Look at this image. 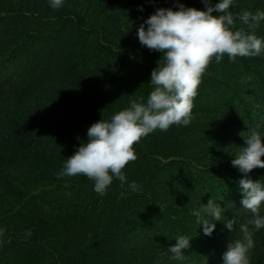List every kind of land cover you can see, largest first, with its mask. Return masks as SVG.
<instances>
[{"label": "trees", "instance_id": "16d2710c", "mask_svg": "<svg viewBox=\"0 0 264 264\" xmlns=\"http://www.w3.org/2000/svg\"><path fill=\"white\" fill-rule=\"evenodd\" d=\"M14 1L0 0V264H180L167 252L180 235L191 238L182 264H222L242 235L238 212L228 211L238 223L233 230L218 221L205 236L193 210L211 198L224 208L242 198L243 175H235L224 142L239 143L244 130L264 132V55L213 59L191 123L134 145L138 158L124 171L140 190L114 180L101 196L86 176L57 173L87 141L91 124L133 99L146 101L162 53L142 46L136 27L175 0H66L59 10L47 0ZM258 9L264 0H236L232 11ZM91 11L116 15L125 42H116L104 18L89 24ZM256 34L264 36V22ZM145 222L149 233L137 242ZM253 237L264 238V229ZM251 264H264V249Z\"/></svg>", "mask_w": 264, "mask_h": 264}, {"label": "clouds", "instance_id": "9594fccd", "mask_svg": "<svg viewBox=\"0 0 264 264\" xmlns=\"http://www.w3.org/2000/svg\"><path fill=\"white\" fill-rule=\"evenodd\" d=\"M47 2L51 9L59 10L66 0ZM202 2L203 9L175 0L171 7H157L136 27L140 44L162 53L158 66L151 72L152 90L146 101L143 97L139 101L133 99L109 119L91 124L87 141L66 159L57 173L58 179L86 176L94 182L93 191L101 196L107 195L114 180L119 181L121 188L127 185L133 194L138 192L141 186L129 182L124 171L126 165L138 158L134 145L156 130L167 131L173 125L191 123L194 99L213 59L220 63L226 55L236 62L238 57L264 55V36L256 34L264 22V10L234 12L236 0ZM245 140L246 145L235 153L231 163L244 174L238 186L242 209L251 213L250 218L239 225L235 217L225 219L226 209L213 198L193 210L205 236L212 235L218 221H224L228 230L238 225L242 238L228 245L222 264H251L254 233L264 229V179L254 180L248 175L253 169L264 168V132L253 130ZM160 159L161 163L168 162ZM5 231L0 228V238ZM175 239L167 252L171 253V260L182 264L183 250L191 247V238L180 235Z\"/></svg>", "mask_w": 264, "mask_h": 264}, {"label": "rangeland", "instance_id": "374dc122", "mask_svg": "<svg viewBox=\"0 0 264 264\" xmlns=\"http://www.w3.org/2000/svg\"><path fill=\"white\" fill-rule=\"evenodd\" d=\"M18 0L14 1V2H17ZM96 16H100V18H104L105 22H106V26H110L111 27V31L114 32L112 37L116 40V42H120V43H124L125 42V36L123 34H119L117 31H115V28L116 27V30L119 29V19L116 15H114L113 13L112 14H109V12H94L91 11V19L90 21H88V23H92V20L93 18H96ZM123 24V23H122ZM121 24V25H122ZM116 25V26H115ZM8 30H12L11 27H6V31ZM4 31V30H2ZM129 38V37H127ZM242 136H241V139H240V142L237 143V142H233V143H227V142H224L226 144V146H224L225 148V152H229V158H230V165H231V168H235V172L236 174L235 175H244L243 173H241L239 171V169L237 167H233L232 166V163L231 161L235 158V153H237L238 151H240L242 149L243 146L246 145V140H245V136H246V130H244V133H241ZM249 136V135H247ZM246 136V137H247ZM241 173V174H239ZM252 179L254 180H259V179H264V168H256V169H253L251 173L248 174ZM230 176V175H229ZM241 200L242 198H237L236 200L234 201H225V219H232L234 218V216L232 215H228V211H231V210H236L241 218V224L245 223L251 216V213L247 212L246 210H243L242 209V205H241ZM227 213V214H226ZM221 224H225L224 221H219ZM148 225H146V222L143 224V227L140 231H138L135 236H136V241L138 242V240H142L143 237L149 233V230H148ZM220 232L218 233V239L220 238L224 244H228V239H226L225 237H222V235L224 234L223 232L226 231V228H219ZM239 238H242V235H239ZM217 239V240H218ZM254 241H255V248L253 249V251L251 252V255L255 252H258L260 250H263L264 249V238H256V237H253Z\"/></svg>", "mask_w": 264, "mask_h": 264}]
</instances>
